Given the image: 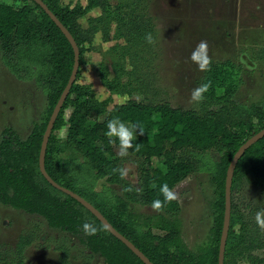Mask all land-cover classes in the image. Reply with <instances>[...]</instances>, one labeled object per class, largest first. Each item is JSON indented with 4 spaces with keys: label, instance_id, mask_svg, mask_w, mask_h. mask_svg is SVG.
<instances>
[{
    "label": "rangeland",
    "instance_id": "obj_1",
    "mask_svg": "<svg viewBox=\"0 0 264 264\" xmlns=\"http://www.w3.org/2000/svg\"><path fill=\"white\" fill-rule=\"evenodd\" d=\"M106 1L110 7L115 6L116 0ZM0 3L18 8L21 0H0ZM143 3L141 18L151 26L154 43H148L146 38L130 44L125 38L116 39L114 14L108 36L97 32L91 45H83L75 83L89 85L96 101H106L102 116H93V120L101 121L113 105L127 100L167 103L172 108L198 113L215 110L213 103L191 101L193 89L203 84L205 71H200L189 57L202 40L208 43L212 63L229 61L233 66V102L264 111V0H143ZM85 4L84 0H60L61 6L69 8ZM123 6L127 9L125 0ZM99 14L98 9L91 10L78 23L86 28V20ZM36 72L33 66L24 68L19 63L10 66L0 52V132L10 128L25 139L34 125L45 123L46 100L36 81ZM99 75L113 82L118 94L105 89ZM69 113L70 109L62 112L63 123ZM62 128L65 127L60 124L52 129L49 146L54 160L72 162L58 177L59 183L67 182L73 189L84 192L101 210L115 215L117 225L131 238L145 232L156 216L169 218L165 209L153 211L149 206L129 201L125 194V185L133 190L138 188L141 160L130 155L120 157L118 148H114L121 169L127 170L123 184L93 180L79 156L58 147L63 141L58 138ZM258 128L255 126V130ZM182 155L193 163V168L172 188L178 194L174 200L178 210L173 216L179 220V237L184 247L197 254L209 243L215 245L211 228L219 214L214 204L222 198L223 176L216 173L220 155L214 150L188 151ZM252 168L260 171L251 169L231 186L233 209L229 231L235 239L226 247L225 264H264V229L256 222L257 212L264 211V157ZM151 233L161 234L155 229ZM18 243L21 264H103L101 257L89 253L81 244V237L52 230L38 217L0 205V260L13 259Z\"/></svg>",
    "mask_w": 264,
    "mask_h": 264
},
{
    "label": "trees",
    "instance_id": "obj_2",
    "mask_svg": "<svg viewBox=\"0 0 264 264\" xmlns=\"http://www.w3.org/2000/svg\"><path fill=\"white\" fill-rule=\"evenodd\" d=\"M40 1L74 41L78 50V67L83 45H91L97 32L103 37L108 36L112 15L117 16L116 39L125 38L129 44L132 41L142 42L152 30L148 21L141 18L143 0H125L127 9H123L126 7L123 6L124 0H116L114 7H110L106 0H84L85 6L74 5L71 8L61 6L60 0ZM93 9H98L100 14L89 17L86 28H82L78 20ZM0 52L10 66L19 63L24 64V68L33 66L37 69L36 81L44 92L47 106L45 123L34 125L25 139L19 138L10 128H4L0 132V205L38 217L52 230L81 237V244L89 253L101 257L103 264H142L107 233L92 215L73 199L51 188L39 174L37 160L42 134L73 62L72 49L66 39L45 13L30 0H21L18 8L0 3ZM232 69L229 61L219 64L211 62L210 69L204 73L203 84L211 83L209 90L204 93V101L213 103L215 110L207 109L198 113L172 108L167 103L146 104L127 100L123 104L113 105L101 121L93 120V116H102L106 101H96L89 85L75 83L77 70L74 83L52 126L55 129L61 124L67 129L66 138L58 147L79 156L93 180L104 179L109 184L122 185L124 179L118 171H114L121 169L120 161L114 153V148H118V141L116 145L110 144L105 135L107 121L119 117L126 123L139 124L144 132L143 135L137 134V138L133 140L134 147L129 149V155L141 160L143 165L138 188L133 190L123 186L129 201L149 207L155 199L163 201L161 185L167 183L172 189L192 171L193 163L182 155L188 151H216L220 155L216 173L221 174L224 181L228 163L239 146L264 128L263 108L240 107L233 102ZM99 79L111 94H118L113 82L101 75ZM66 109H70V113L63 123L61 114ZM255 126L259 127V130L256 129L258 131ZM52 139L49 135L43 158L47 176L87 201L151 264H216L223 214V186L221 201L214 204L219 209L211 228V234L215 237L214 247L209 243L200 248L197 254L186 250L179 237V220L173 216L178 210L175 201L164 206L169 218L156 216L149 228L134 239L117 225L115 215L101 210L84 192L73 189L67 182L59 183L58 177L63 175L72 162L52 158L49 151ZM136 145L139 146V151L135 150ZM262 157L264 137L245 150L239 158L232 174L231 186L251 169L259 172L258 168L252 167ZM232 209L230 198V217ZM86 222L98 229L96 235L84 233L82 226ZM151 229L161 234L154 235ZM234 239L228 227L223 264L227 256L226 247ZM20 241L21 239L19 243ZM19 243L16 245L14 258L0 260V264H21Z\"/></svg>",
    "mask_w": 264,
    "mask_h": 264
},
{
    "label": "water",
    "instance_id": "obj_3",
    "mask_svg": "<svg viewBox=\"0 0 264 264\" xmlns=\"http://www.w3.org/2000/svg\"><path fill=\"white\" fill-rule=\"evenodd\" d=\"M34 4H36L49 18V20L55 25V27L60 31V33L63 35V37L66 39L68 44L70 45L73 53V62L71 66V70L69 73V76L66 80V83L55 103L53 106L50 115L48 117V120L46 122L40 147H39V153H38V160H37V166L38 171L41 177L45 180V182L54 190L68 196L69 198L73 199L76 203H78L84 210H86L90 215H92L106 230L107 233H109L113 238L118 240L124 247H126L142 264H151L146 257L142 255L141 252L138 251L129 241H127L122 235L117 233L103 218V216L94 209L87 201L82 199L81 197L77 196L70 190L63 188L53 182L45 173L44 167H43V158L45 153L46 144L48 141V137L51 133L52 126L55 122V119L61 109V106L69 92L70 87L74 83L75 75L78 70V50L77 47L72 40L71 36L68 34L66 29L56 20V18L47 10V8L43 5V3L40 0H30ZM264 137V128L259 130L257 133L253 134L251 137H249L247 140H245L239 148L236 150V152L233 154L232 158L230 159L228 166L225 171L224 175V181H223V214H222V224H221V230L220 235L218 239V246H217V257H216V264H223V254H224V247L227 237V231L229 227V218H230V188H231V180H232V174L235 168V165L239 158L243 155L244 151L247 150L251 145H253L255 142L260 140Z\"/></svg>",
    "mask_w": 264,
    "mask_h": 264
},
{
    "label": "clouds",
    "instance_id": "obj_4",
    "mask_svg": "<svg viewBox=\"0 0 264 264\" xmlns=\"http://www.w3.org/2000/svg\"><path fill=\"white\" fill-rule=\"evenodd\" d=\"M146 40L148 43H154L151 34H147ZM190 60L195 63L200 71H207L210 69L211 57L208 55V43L207 41H200L190 55ZM211 87V83H205L197 88L193 89L191 94V101L200 103L204 100V93H206ZM105 135L109 138V143L116 145L118 141V155L120 157H126L129 155V149L134 147L133 140L137 138V134L143 135V128L139 124L126 123L119 117L107 121ZM67 129L62 128L59 132V139L66 138ZM135 150L139 151V146H135ZM120 173L121 178L127 175L125 169H114ZM160 192L164 197V200L155 199L151 203L153 211L162 212L166 203H170L177 199L178 194L169 188L167 183H164L160 187ZM256 222L261 229H264V211L257 212ZM83 231L86 235H96L98 229L90 223L83 224Z\"/></svg>",
    "mask_w": 264,
    "mask_h": 264
},
{
    "label": "crops",
    "instance_id": "obj_5",
    "mask_svg": "<svg viewBox=\"0 0 264 264\" xmlns=\"http://www.w3.org/2000/svg\"><path fill=\"white\" fill-rule=\"evenodd\" d=\"M94 10V9H93Z\"/></svg>",
    "mask_w": 264,
    "mask_h": 264
}]
</instances>
